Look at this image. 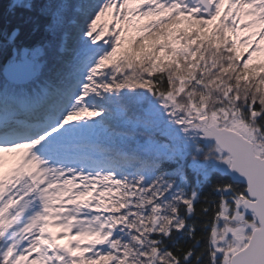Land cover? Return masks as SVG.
<instances>
[{
  "label": "snow or ice",
  "instance_id": "obj_1",
  "mask_svg": "<svg viewBox=\"0 0 264 264\" xmlns=\"http://www.w3.org/2000/svg\"><path fill=\"white\" fill-rule=\"evenodd\" d=\"M7 2L0 264H264V0Z\"/></svg>",
  "mask_w": 264,
  "mask_h": 264
},
{
  "label": "rangeland",
  "instance_id": "obj_2",
  "mask_svg": "<svg viewBox=\"0 0 264 264\" xmlns=\"http://www.w3.org/2000/svg\"><path fill=\"white\" fill-rule=\"evenodd\" d=\"M137 5L133 4L132 7H136ZM225 7H227V5H225ZM222 12H223V9H222ZM103 19H106V18H102V21L101 23L103 22ZM148 18H145V19H140V20H137V19H134L131 23V25L127 26V32L125 34V43L123 45L124 48H131V47H135V40L137 39V37L140 35V33L137 31V28L143 24H145V22H147ZM186 23L187 22H184L183 24H181L180 26L183 27V26H186ZM211 26H209L210 28ZM247 33H244L242 32L241 33V36H244L246 35ZM129 41H131L132 43L130 44ZM241 49L243 51V53H246L247 52V49H245L243 47V45H241ZM255 63H261V62H264V53H257L256 56L254 57V61ZM95 119H98V117H96ZM14 164V161L12 160V158L8 157L6 158V162H5V165H4V168H3V171H7L9 168H11ZM52 231H57L56 229H51ZM59 243L63 244V243H66V238L65 239H62V240H59L58 241Z\"/></svg>",
  "mask_w": 264,
  "mask_h": 264
},
{
  "label": "trees",
  "instance_id": "obj_3",
  "mask_svg": "<svg viewBox=\"0 0 264 264\" xmlns=\"http://www.w3.org/2000/svg\"><path fill=\"white\" fill-rule=\"evenodd\" d=\"M0 3H2V11L4 13V16H5V18H7L10 15L9 12H8V2H7V0H0ZM145 23H147V22H145ZM241 52L243 53L242 49H241ZM257 64H259V63H257ZM2 69H3V67H0V81H3L4 80V77L2 75ZM48 74H49L48 73V69H45L44 74L41 76V80H46L47 77H48ZM27 87H29V88L30 87H33V84L32 85H29ZM122 146L123 147H131V144L124 143Z\"/></svg>",
  "mask_w": 264,
  "mask_h": 264
},
{
  "label": "water",
  "instance_id": "obj_4",
  "mask_svg": "<svg viewBox=\"0 0 264 264\" xmlns=\"http://www.w3.org/2000/svg\"><path fill=\"white\" fill-rule=\"evenodd\" d=\"M2 75H3L4 78H5L6 75H7V71H6L5 68L2 69ZM23 83H24V86H25V87H27V86H29V85H32L30 82H27V81H24Z\"/></svg>",
  "mask_w": 264,
  "mask_h": 264
}]
</instances>
